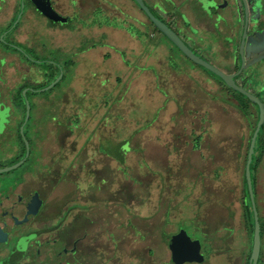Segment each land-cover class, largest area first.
<instances>
[{"label":"rangeland","instance_id":"374dc122","mask_svg":"<svg viewBox=\"0 0 264 264\" xmlns=\"http://www.w3.org/2000/svg\"><path fill=\"white\" fill-rule=\"evenodd\" d=\"M145 1L151 8H154L153 0ZM256 1L258 2L256 7L262 3V1ZM178 2L171 7L173 13L183 9L185 5H189L193 11L198 10L196 0ZM225 3L228 6L229 3L226 0L206 2V7L213 9L207 15L202 14L204 20L210 19L211 23L216 21L221 24L224 32L229 31V27L223 24L222 20L225 12L221 7L225 9ZM237 3L241 8L238 0ZM39 15H37L39 22L35 21V29L39 33H36L39 38L37 42L41 43L43 48L31 50L23 46V49L34 61L43 63L26 60L28 62L26 70H23L19 64L18 88L27 85L26 88L35 89L37 85L47 84L44 87L50 85L54 80H50L49 72L51 70L55 72L56 69L53 67L47 72L49 66L46 63L58 67L62 66L61 63L64 61V58L60 56L61 52L57 50V37L62 34L61 29L72 27L70 21L66 24L51 23ZM238 21L235 22L238 33L235 42L232 43V39L224 36L222 40L226 42V46L233 44L232 50H236V65L239 70L241 64L239 39L242 31L239 24L242 25L243 20L240 23ZM258 22L256 20V23ZM171 27L180 36L179 30L172 25ZM195 28L196 36L192 38L198 39L199 28ZM155 32L157 38L167 40L161 33ZM202 37L199 48H194L191 40L186 41V44L196 55L220 71L230 74L231 68L217 62L216 58L208 52L209 42L217 41L219 38L206 32L202 34ZM155 40L156 38L153 39ZM89 43V40L82 41L77 49H85ZM45 44L51 45L49 50L45 49ZM70 46L74 48L75 42L68 41L67 38L66 48ZM226 46L221 53L223 58L231 52L226 49ZM186 62L192 68H198L208 76L205 83L211 84L210 81L214 80L220 84L219 90H215L212 85H210L212 87L210 90L205 83L196 84L197 90L209 96L211 100L217 101H211L209 104L208 122L205 126L208 128V134L204 137L199 152L191 154L189 150L187 151V137L183 133V128L186 125L190 128L188 121L179 122L177 130L181 137L176 140L175 137L173 138L174 131L170 130L169 122H162V126H158L159 131L157 130L159 115L152 112L148 114L147 105L143 103H139L140 112L144 114V120L140 122L126 120L123 115L110 117L98 114L95 116L96 119L89 123V121H84L85 114L79 111L73 122L65 121L64 124V121L60 119L57 101L40 105L43 111L39 120L35 121L34 111L38 105L37 102L55 96L59 90L57 85L48 91L32 92L29 96L27 95V100L31 105V114L24 129L25 139H23L30 144V156L20 168L0 174V182L10 181V177L13 176L20 181V177L26 172H34L36 174L34 176L25 174L28 180L27 186L24 187L26 192L40 188L42 184L40 178L43 177L55 178L60 184V190L70 188L73 191L76 189V192L66 195L65 199L51 201L48 198L44 208L61 209V211L66 209L65 214L73 210L77 217L71 216L70 218H72V223L76 222V234L84 236L86 233L89 239L96 238L97 243H106V246L107 244L110 246V248L107 247L108 249L112 248L113 254L110 252L111 254L101 257V259L104 258L103 261L106 264H112V262L114 264H148V259L143 255L142 258L137 257L142 247L144 250L149 249V247L146 248L147 245L154 248L155 254L162 259V264H166L164 260L169 255L168 242L176 232L181 230L187 231L192 238L201 241L202 253L205 257L202 263L185 264H245L247 255L245 252L249 250L251 234L246 231L244 225L241 197L244 188L243 164L251 121L248 118L245 119L235 107L232 97L242 104L249 102L240 92L228 89L216 74L190 60ZM262 66H264V61L253 64V67H247L245 71L252 72L253 75V72L258 71ZM4 67L5 59L0 57V96L3 90L1 87L4 84L2 79ZM57 78L58 76L55 79ZM239 83L242 84V81L240 80ZM247 83L248 87L252 85L250 91L264 92V88H260L264 87V67ZM41 88L43 87L39 89ZM2 106L3 104H0V108ZM98 106H100L99 102L95 108L98 109ZM254 108L252 104L251 109ZM11 109L12 106H6L0 111L1 136L5 134L11 122ZM135 113L129 115V119L138 116V111ZM196 115L194 111L187 114L188 117L201 119ZM20 119L19 114L12 117V124L9 128L12 129L13 135ZM159 127H162V130ZM156 131L162 136V140L153 135ZM59 137L65 139L66 142ZM200 139L198 138L197 141ZM260 139L261 143L263 137ZM8 143H10L8 137H4L2 142L0 138V166L8 167L14 164L15 160L9 158L11 147ZM65 143L70 144L67 147L69 150L64 149ZM16 144L20 154L23 146L18 136ZM176 149L184 154L188 153L193 168H191V163L181 161V155ZM59 165L62 169H58ZM216 172H218L217 175ZM261 172L264 179L263 159L260 161L256 179H259ZM49 186L43 188L47 191V195L50 193L48 192ZM255 198L260 223L264 229V189L258 186ZM248 203L246 199V204ZM226 206L228 209L235 208L237 214L233 219L228 217ZM142 210L146 213V222H151V226L155 229L152 233L144 232L141 227L144 220L140 217ZM201 228H204V231H201ZM108 249L104 252L109 251ZM262 252V259H264V234ZM95 258L98 262V256Z\"/></svg>","mask_w":264,"mask_h":264},{"label":"crops","instance_id":"0c3cea01","mask_svg":"<svg viewBox=\"0 0 264 264\" xmlns=\"http://www.w3.org/2000/svg\"><path fill=\"white\" fill-rule=\"evenodd\" d=\"M51 1L55 10L66 17L72 27L61 29L63 32L57 37V50L61 52L60 56L64 58L61 63L64 71L63 77L58 82L59 90L55 96L48 100L41 99L37 102L38 105H36L34 111L35 121L39 120L43 111L40 105L57 101L60 119L64 121V124L65 121L73 122L79 111L85 114L84 121H89V123L93 122L98 114L110 117L123 115L126 120H137L140 122L144 120V114L140 112L139 103H143L147 105L148 114L152 112L159 115L160 121L157 124V130L162 122H169L170 130L174 131L172 134L173 138L175 137L176 140L181 137L177 130L179 122L188 121L190 128L187 125L183 128V133L187 137V151L189 150L191 154L199 152L204 137L208 134V128L205 126L208 122L209 104L211 101L217 102L197 90L196 84H204L208 76L198 68H192L186 62L189 59L167 38H165L167 40L157 38V34L153 29L154 24H151V21L136 2L134 0ZM178 1L180 0H153L154 8L151 9L169 27L172 25L177 28L185 42L191 40L190 42H192L194 48H199V43L203 39L202 34L205 32L213 37H218L219 40L209 42L208 52L212 57L216 58L217 62L231 68L229 73H234L236 51L235 49L232 50V43L237 38V24L235 22L240 19L238 14H235L236 17L233 18L229 31L224 32L221 24L216 21L211 23L210 19L204 20L202 14H205V12L198 4L196 5L197 12L191 10L189 5H185L183 9L173 13L171 11L173 8L171 7L176 5ZM28 4L29 6H27ZM20 6L21 0H7L5 5H3L0 12V35L6 32L18 17ZM234 9V12L238 11V7ZM37 15L39 13L35 10L33 4L26 3L25 12L18 26L5 36V40L20 46L22 49L24 47L31 50L43 48L41 43L37 42L39 40L37 38L39 33L35 29L38 20ZM229 15L227 12L224 16L229 17ZM47 27L53 28L52 26ZM191 27L194 29H196L195 27L199 28L198 39L192 38V36H196V33L191 31ZM222 36L232 39V43H227L228 46H226ZM67 38L68 41L75 42L74 48H71V46L66 48ZM155 38L156 40L153 41ZM87 40L90 43L85 49H77L82 41ZM205 44L204 46H206ZM50 46V44L44 45L47 50L50 49ZM225 46L231 52L227 57L223 58L221 53L224 51ZM0 57L5 59V67L2 74L4 87H1L4 92L2 98H0V104H3L4 108L12 106L11 116L13 117L15 114H19L14 105L18 89L21 87H17V83L20 81L19 64L23 70H26L28 62L17 51H13L11 47L1 42V40ZM49 74H51V78L55 74L59 76L60 69L58 68L57 72L50 71ZM210 82L211 84H208L209 82L205 83L208 89L211 90L213 87L215 90H219L220 84L217 81L211 80ZM10 90H12L11 95ZM8 93L9 97H7L8 95L5 96ZM12 95L14 98L12 97L11 99ZM97 102L100 104L98 109L95 108ZM137 111L138 116L129 119V115ZM191 111H194L201 119L188 117L187 114ZM161 128L159 127V129ZM149 134L151 135V133ZM153 135L160 137V139L162 137L157 131ZM198 138L201 139L197 141ZM59 139L66 142L65 139L60 137ZM69 145L65 143L64 149L69 150L67 148ZM58 152H60L59 149ZM178 153L181 155V161L183 163H191V168H193V163L188 153L184 154L181 151H178ZM201 158L203 159V157ZM59 168L62 169V166L59 165ZM217 174L218 172H216ZM262 175L263 173L261 172L259 179H257V188L259 186L260 189H264ZM45 179V177L40 178L42 183L40 188L45 190L43 188L50 185L48 198L51 201L65 199L66 195L76 192V189L71 191L70 188L60 190V184L55 178L46 179L48 183ZM51 210L55 209L50 208L49 211ZM236 214L235 208L228 209V217L230 219H233ZM140 217L144 219L141 224L144 232H154L155 229L151 226V222H146V213L143 210L140 213ZM201 231H204V228H201ZM97 242L96 238H90L87 242L85 240L86 244L83 243L82 245L83 258L86 259L87 264H103L104 258L101 259V257L113 254L112 248H107L108 244L106 246V243ZM148 247L149 249L147 250L142 247L137 257L142 258L141 256L143 255V257L148 259V264H162V259L155 254V249L147 245L146 248ZM107 249L109 251L104 252ZM96 256H98V262L96 261ZM169 258L168 255L165 260Z\"/></svg>","mask_w":264,"mask_h":264},{"label":"flooded vegetation","instance_id":"af4514ba","mask_svg":"<svg viewBox=\"0 0 264 264\" xmlns=\"http://www.w3.org/2000/svg\"><path fill=\"white\" fill-rule=\"evenodd\" d=\"M238 1L241 4L242 10L237 0H233L232 2L226 0L229 3L228 6L225 3L227 7L225 6V9L221 7V9L225 13L228 12L230 14L229 17L223 16L222 19L223 24L228 27H231V22L236 17L235 14H238L240 17V19H237L239 23L243 20L242 25L239 24V27L242 28L239 39L240 47L245 16L242 0ZM258 1L261 2L262 0ZM248 4L250 19L247 40L251 37L259 39L258 36L264 34V23H256L255 20V17L258 18L257 21L262 19V16L260 17L261 14L255 12L258 2L256 0H248ZM235 7H238L239 12L237 10L234 12ZM262 54L264 52L251 54L247 58V63L255 60ZM3 90L0 98H2ZM10 91L11 95L12 90ZM5 96L9 97V93ZM12 97L13 95L11 99ZM10 121L5 134L0 135V138L2 142L4 137H8L11 143H8L11 147L9 158L10 160H16L18 155L16 144L17 130L13 135L12 129L10 130L9 128L12 124V116ZM4 166L2 165L0 168ZM25 174L36 175L34 172H26ZM25 174L20 177V181L17 177L13 176L14 178L10 177V181L5 180L0 182V264H87L86 259L83 258L82 245L89 238L86 233L84 236L75 233L76 222L72 223V218L70 217L75 216L74 218H76V213L71 210L68 214H65L66 209L62 211L61 209L49 211L47 207L44 208L46 201H48L47 191L38 188L26 192L24 187L27 186L28 180ZM34 194L38 195V200L40 201L36 212H34ZM181 231L176 232L173 236L178 235ZM185 232L192 240H199L192 238L187 231ZM168 250L170 258L164 262L166 264L169 262L175 264L169 245Z\"/></svg>","mask_w":264,"mask_h":264},{"label":"water","instance_id":"95a60500","mask_svg":"<svg viewBox=\"0 0 264 264\" xmlns=\"http://www.w3.org/2000/svg\"><path fill=\"white\" fill-rule=\"evenodd\" d=\"M30 1L33 4L35 10L40 15L47 18L50 22L58 23V24H66L68 22V19L66 17L60 15L55 10V8L52 5L51 0H30ZM134 1L138 5V7L143 11L146 17L159 30V32L163 36H165L179 51H181L185 57H187L190 61L194 62L195 64L202 66L205 69L216 74L233 90L238 91L241 94L252 99L259 108V120H258L257 127L250 141L248 155H247V162H246V166L244 170L246 187L249 193L251 210H252L253 218H254L253 245H252V251H251L250 264H259L261 250H262V234H261V226H260V220H259V212L257 208L256 198H255L252 161L255 155V149L257 146V140H258L260 131L262 127L264 126V102L261 98H259L253 92L246 90L244 87L240 86L236 81V78L239 75H241L247 67L246 56L249 57L251 54H257V53L264 52V34L258 36L259 39L251 37L247 40L249 19H250V9H249L248 0H242L243 6H244L245 22H244V29H243V34H242V39H241V44H240L241 64L237 72L230 73V74H226L220 71L215 66H213L212 64H210L203 58L196 55L189 48L186 42L151 9V7L147 4L145 0H134ZM196 1H197V4L203 10V12H205V14H208V12H210V10L213 9V8L206 7L205 4L206 2L213 3L214 0H196ZM6 2L7 0H0V12L3 8V5H5ZM24 10H25V0H21V6H20L18 17L14 20L10 28L6 32L1 34L0 37H1V41L4 44L8 45L12 49L19 52L21 55L25 56L29 61L33 62L34 60L29 56V54L24 49H22L21 47L15 44L9 43L5 40V36L8 33L14 31L16 27L18 26L23 16ZM191 31L195 33L196 29L191 27ZM262 57L263 55H261L259 58H256L254 61H258ZM34 62L42 63V61H34ZM58 67L60 68V75L50 85L43 87L41 89L25 88L23 90V95L26 98V114H25L23 124L20 127V133L24 139H25L24 129H25L27 122L30 119V114H31V105L29 101L27 100V93L28 92L42 93V92L52 89L63 77V72H64L63 67L62 66H58ZM2 110H4L3 106L0 108V111ZM25 144H26L25 158L11 166L0 168V174H4L7 172L16 170L25 164V162L27 161L30 155V144L27 140H25ZM33 198L35 200L34 202L35 211L34 212H36L40 204V201L38 200L37 194H34ZM168 245L172 252L173 261L175 264H185V263H192V262L202 263L205 260L204 255L201 253L200 241L192 240L185 231H181L178 235L173 236L168 242Z\"/></svg>","mask_w":264,"mask_h":264},{"label":"trees","instance_id":"16d2710c","mask_svg":"<svg viewBox=\"0 0 264 264\" xmlns=\"http://www.w3.org/2000/svg\"><path fill=\"white\" fill-rule=\"evenodd\" d=\"M27 2L31 3L30 0H25V5H26ZM255 12L258 13V14H261L260 17L262 16L261 17L262 19L260 18L261 20H259V22L260 23H264V0H262V3L261 4L259 3V5L255 9ZM257 19L258 18L255 17V20H257ZM151 24L153 25L152 22H151ZM154 30L159 32V30L156 27L154 28ZM13 51L16 52V50H14V49H13ZM19 55H21V54L19 53ZM21 57H23L25 60L28 61V59L25 56L21 55ZM263 61H264V55L258 61H254V60L253 61H249L247 63V67L248 68L249 67H253V64H256L257 62L262 63ZM46 64H47V66H49V68L47 69V72L50 71V69H52L53 67L56 69L55 72L58 71V67L55 66L54 64H51V63H46ZM263 67L264 66L260 67V69L262 70ZM260 69L258 71H256V72H253V75H252V72L249 73V72H246L244 70L243 73L236 78L237 83L240 86L244 87L246 90H249L250 91L251 90L250 88H252V85H251V87H248V83L247 82L251 78H253L255 75H257V73H259ZM236 71H238L237 65H235V67H234V73ZM57 76L58 75L55 74L54 76H52V78L50 80L51 81L55 80V78ZM240 80L242 81V84L239 83ZM45 85H47V84H45ZM45 85H37L34 88L35 89H39L40 87H44ZM57 85H58V83L55 86H57ZM224 85L228 89L233 90L225 82H224ZM26 87H27V85H23V86H21L18 89L17 97H16V100H15V103H14L16 109L18 110L19 114L21 115L20 122H19V124L17 126V136H18L20 142L22 143L23 149H22V152H20V154L18 153L19 156H17L16 160L13 163H17V162L21 161L22 159H24L25 154H26V144H25V141H24V139H23V137H22V135L20 133V127L23 124V121H24V118H25V114H26V100H25V98L22 95V92H23V90ZM260 88H264V87H260ZM251 92H253L259 98H261L263 100V102H264V92L263 91H260L258 93L254 92V91H251ZM30 93H32V92H28L27 95L29 96ZM241 95H243V94H241ZM243 96L247 99V101L249 103L242 104L235 97H232V99H233L232 102L234 103L235 107L242 113V115L245 117V119L248 118L251 121L250 128H249L250 129V133H249L248 143H247V147H246V151H245V157H244V164H243V187L244 188H243V196H242L243 219H244L243 221H244V225H245L246 231H249L250 234H251L250 247H249V250H247L248 252H245V253H247L246 260H245V264H250L251 251H252V245H253L254 218H253V213H252V210H251V203H250L249 193H248V190H247V187H246V182H245V177H244V170H245V166H246V162H247V155H248V149H249L250 141H251L252 135H253L256 127H257L258 120H259V108H258L257 104L252 99H250L249 97H247L245 95H243ZM252 104L255 106L254 109H251V105ZM261 137H263V141L260 143V140H261L260 138ZM263 155H264V126L262 127V129L260 131V134H259V137H258V140H257V146H256V149H255V155H254L253 161H252L253 182H254L255 196H256V192H257L256 173H257V170L259 168L260 161H261V159H263ZM246 199H248V201H249L248 205L246 204ZM260 226H261V234H262V237H263V234H264V231L263 230L264 229H263L261 223H260ZM262 256H263V252L261 250L259 264H264V259H262Z\"/></svg>","mask_w":264,"mask_h":264}]
</instances>
